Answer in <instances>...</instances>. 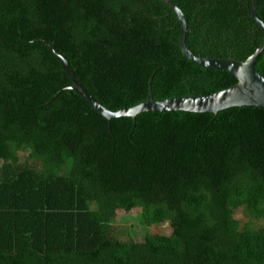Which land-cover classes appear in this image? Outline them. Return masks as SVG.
<instances>
[{"label": "trees", "instance_id": "1", "mask_svg": "<svg viewBox=\"0 0 264 264\" xmlns=\"http://www.w3.org/2000/svg\"><path fill=\"white\" fill-rule=\"evenodd\" d=\"M162 1L0 0V264H264V108L146 112L108 126L33 42L51 45L111 111L145 102L148 89L165 100L235 85L181 55ZM172 3L193 55L243 62L262 43L251 0ZM256 15L264 24V0ZM255 70L264 77V51ZM162 219L171 242L148 233Z\"/></svg>", "mask_w": 264, "mask_h": 264}, {"label": "water", "instance_id": "2", "mask_svg": "<svg viewBox=\"0 0 264 264\" xmlns=\"http://www.w3.org/2000/svg\"><path fill=\"white\" fill-rule=\"evenodd\" d=\"M162 2L169 7L173 16L179 22L180 30L178 47L181 55L197 66L228 72L236 79L237 82L235 85L208 96H188L165 100H153L151 97V91L148 89V96L145 102L132 108L111 111L101 106L93 97H91L87 90L77 81L73 71L67 64V61L57 54L51 45L42 40H33V42L41 43L60 61L62 70L71 81V86L67 89L74 91L82 100L86 101L92 110L96 111L107 121L108 126L111 120L120 118H129L134 122L138 115L146 112L186 111L216 114L220 111L234 107L248 106L264 108V77L258 74L255 70V63L260 54L264 51V24L256 15L257 0H251L249 16L255 21L262 32V43L255 52L243 62L237 61L232 57L216 59L193 55L187 49L185 44V35L188 31L182 12L172 3V0H163ZM62 91L55 94L52 99ZM49 103L50 101H47L45 104Z\"/></svg>", "mask_w": 264, "mask_h": 264}, {"label": "rangeland", "instance_id": "3", "mask_svg": "<svg viewBox=\"0 0 264 264\" xmlns=\"http://www.w3.org/2000/svg\"><path fill=\"white\" fill-rule=\"evenodd\" d=\"M23 159H24V156H22L21 155V161H23ZM128 217H130L129 218V220H128ZM128 217L126 218V225H125V231H128V232H131V231H133L134 232V237H133V239L134 240H137V241H139V240H141V230H142V228L139 226V225H136V216H134V215H128ZM122 218H123V216H122ZM236 219H238L239 221H240V223L241 224H243L244 223V221H246V219H243V217L241 216V215H238V216H236ZM122 221H123V219H122ZM130 221V222H129ZM122 223V222H121ZM131 223V224H130ZM121 225H124V224H118L117 226H116V229H117V231H118V234H114L113 236L114 237H117V238H120L121 236H120V232H121ZM259 227H262V228H264V222H259ZM115 230V229H114ZM148 233L151 235V236H153L155 239L156 238H161L160 239V241L162 240V239H167V240H169L170 242L172 241L171 240V224H170V222H169V220L168 219H165L164 221H163V219H162V221H159V222H157V223H155V224H152L149 228H148ZM125 235V234H124Z\"/></svg>", "mask_w": 264, "mask_h": 264}]
</instances>
